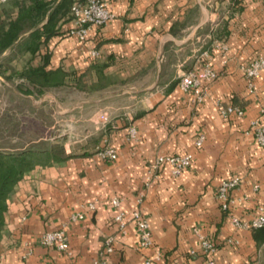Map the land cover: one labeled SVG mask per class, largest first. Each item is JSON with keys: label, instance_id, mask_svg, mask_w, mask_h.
I'll return each instance as SVG.
<instances>
[{"label": "crops", "instance_id": "obj_1", "mask_svg": "<svg viewBox=\"0 0 264 264\" xmlns=\"http://www.w3.org/2000/svg\"><path fill=\"white\" fill-rule=\"evenodd\" d=\"M105 1L114 19L91 25L85 40L67 36L74 20L63 19L59 33L35 54L12 59L15 68L5 73L17 76L48 57L46 69H61L65 84L47 88L40 100L61 106L59 96L73 94V103L61 107L64 113L79 111L74 128L82 138L78 147L66 140L67 158L37 164L14 187L0 264H208L196 228L217 243L215 264H264V238L231 220H251L264 205V147L250 125L264 105V69L251 92L240 68L264 55V0ZM204 52L218 77L197 104L178 82L207 60ZM2 82L8 84L0 74ZM219 103L239 106L244 114L224 117ZM201 133L205 139L197 146ZM107 144L117 150L116 158L99 153ZM186 153L193 160L179 176L169 163L153 167L160 155ZM234 176L240 182L223 210L216 192ZM120 210L124 231L115 218ZM135 210L149 222L151 246L139 244ZM82 212L84 218L72 220ZM58 228L68 234L67 252L39 241Z\"/></svg>", "mask_w": 264, "mask_h": 264}, {"label": "built area", "instance_id": "obj_2", "mask_svg": "<svg viewBox=\"0 0 264 264\" xmlns=\"http://www.w3.org/2000/svg\"><path fill=\"white\" fill-rule=\"evenodd\" d=\"M7 0H0V5ZM71 16L74 20V26L66 31L67 36H77L80 40H85L88 33V28L91 25L102 26L114 19L115 14L111 11L105 0H73L71 5ZM221 47L227 49L226 44L222 43ZM97 54V50L93 51V55ZM207 60L201 62L198 67L185 72L180 78L178 85L186 92H191L197 104H201L204 101L208 92V84L213 82L218 77V72L213 68L210 62V56L207 52L203 54ZM240 68L243 71L247 79V88L249 91L254 92L256 78L260 75L264 69V55H260L251 59L248 62L240 64ZM219 111L224 117H230L231 115L242 116L244 110L235 105L218 104ZM101 118L108 119L106 114H102ZM251 129L254 132L257 142L264 147V105L260 108V112L257 117L253 118L250 122ZM131 136L135 134V130L131 129ZM205 139V134L201 133L196 138V145L201 146ZM99 153L104 157L114 159L117 156V150L111 145H105L99 150ZM193 160V154H167L160 155L156 159L153 167L160 169L166 163L171 164V174L173 176H179L185 169H187ZM240 182L239 176H234L230 179L224 180L217 189L216 196L221 203L223 210H228L231 204V191ZM112 203L116 206L120 204L118 198H113ZM93 204L89 205V209H93ZM84 213H77L72 216V220L84 218ZM116 220L119 223V227L124 231L126 224L125 212L120 210L116 215ZM138 233L139 244L141 247L151 246L153 239L150 231L148 220L143 216L140 210H135L132 215ZM233 224L237 227L257 228L264 226V205L259 207V213L251 220L244 221L236 215H231ZM197 234L200 236L201 245L203 251L208 256V264H215L213 254L217 249V243L214 242L208 236L202 235L200 228H196ZM40 243L45 246L55 247L56 249L67 252L69 250V237L64 228H58L55 230L45 231L40 237ZM107 252L113 251L112 238L106 240ZM160 257L157 256L156 258ZM149 263L150 261L147 260ZM104 264V262H102Z\"/></svg>", "mask_w": 264, "mask_h": 264}, {"label": "trees", "instance_id": "obj_3", "mask_svg": "<svg viewBox=\"0 0 264 264\" xmlns=\"http://www.w3.org/2000/svg\"><path fill=\"white\" fill-rule=\"evenodd\" d=\"M11 1L12 12L0 17V54L9 48H18L32 55L40 50V45L51 35L59 33L61 20L72 18L73 0H7ZM5 2V3H6ZM48 56V55H47ZM44 65L29 64L17 76L23 78L22 84L27 93L42 94L49 87L65 84L61 69H46ZM6 71L0 69V74ZM9 77L12 78L10 75ZM65 141L54 140L44 146L23 148L15 151H0V239L5 225L8 198L24 174L37 164L60 161L69 155L65 153ZM264 238V226L252 228Z\"/></svg>", "mask_w": 264, "mask_h": 264}, {"label": "rangeland", "instance_id": "obj_4", "mask_svg": "<svg viewBox=\"0 0 264 264\" xmlns=\"http://www.w3.org/2000/svg\"><path fill=\"white\" fill-rule=\"evenodd\" d=\"M11 3L8 1L1 4L0 14L12 12ZM25 53L19 48L7 53L0 58V69L10 72L12 59L18 61ZM10 74L2 75L8 84H0V151L44 146L52 139H69L71 144L80 146L82 132L79 127L74 128V125L79 126L80 123L74 122L73 118L74 114L79 115V111L64 113L61 107L73 103V94L67 93L65 97L60 95L61 106L53 100H40L41 93H27L18 76L12 74L11 78ZM17 90L22 94L16 93Z\"/></svg>", "mask_w": 264, "mask_h": 264}]
</instances>
